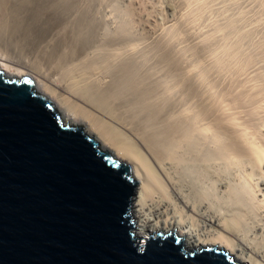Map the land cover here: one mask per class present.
Listing matches in <instances>:
<instances>
[{"label":"rangeland","instance_id":"374dc122","mask_svg":"<svg viewBox=\"0 0 264 264\" xmlns=\"http://www.w3.org/2000/svg\"><path fill=\"white\" fill-rule=\"evenodd\" d=\"M41 1L54 12L46 20H50L51 25L56 24L55 32L65 27L69 36L77 38L81 33L78 30L86 29L78 48L90 52L86 64L90 67V75L84 74L89 81L78 78L80 84L97 83L108 87L119 71L129 68L135 73L142 91L151 94L148 98L153 108L161 113L159 118L163 124L171 121L180 124L181 121L189 128L192 124L207 128V136L205 131L203 138L198 135V140L204 145L202 148L199 144L201 155L204 153L203 157L206 155L209 159L205 156L207 163L198 162L199 158L195 157L192 164L195 162V167L199 163L200 167H195L200 171L195 174L199 182L190 174L195 187L191 182H186L187 186L201 188L198 192L203 194L199 199L204 200L202 212L222 222L232 224L233 221H229L234 218L236 223L240 221L239 234L263 256L264 164L254 165L248 152L237 153L240 147L236 145L243 150L252 142L264 147V0ZM9 4L6 5L8 11L14 6V3ZM0 29L2 32L4 27ZM5 30L12 32L7 27ZM75 32L79 33L75 35ZM7 34L4 38L0 33V59L10 58L9 61L25 66L41 63L37 51L25 48L18 42L19 38ZM43 67L45 70L46 66ZM50 100L55 104L54 99ZM122 111L117 110L116 116L119 119L123 116L120 120L123 124L115 126L128 136L133 129L141 130L130 120L131 115ZM59 115L63 121L61 112ZM244 142L249 144L243 148ZM194 217L186 219L206 232L204 221ZM132 219L135 231L137 224L133 214ZM236 223L234 227L239 222Z\"/></svg>","mask_w":264,"mask_h":264},{"label":"water","instance_id":"95a60500","mask_svg":"<svg viewBox=\"0 0 264 264\" xmlns=\"http://www.w3.org/2000/svg\"><path fill=\"white\" fill-rule=\"evenodd\" d=\"M0 71V264H241L179 229L133 233L131 166Z\"/></svg>","mask_w":264,"mask_h":264},{"label":"bare ground","instance_id":"6f19581e","mask_svg":"<svg viewBox=\"0 0 264 264\" xmlns=\"http://www.w3.org/2000/svg\"><path fill=\"white\" fill-rule=\"evenodd\" d=\"M4 1L0 2V28L4 27L3 31H5V34L2 33L3 31L1 32L2 29H0V33L4 36L9 33L6 32L5 27L10 28L13 33L10 32L12 35L10 33V35H7L9 37L16 36L22 46L34 52L37 51L41 63L34 66H28V64L25 66L20 64V62L9 61L8 59L10 58H3L0 59V71L8 79L30 77L37 92L47 95L48 99L52 98L55 100L54 105L58 112H61L64 123L85 126L87 131L108 151L131 166L137 182L131 211L137 224L135 231L133 228V233L136 235H147L152 229H179L188 245L204 244L212 247L216 246L217 249L224 250L241 264H264V255L260 256L262 254L259 255L258 250L255 248L256 246L253 247L245 237L239 234L238 229L240 226L238 227V225L240 221L237 220V223L239 222L237 224L235 222L236 218H234L230 219L231 221L224 219L229 222L233 221L232 224L222 222L216 216H210L206 212H202L204 211L201 208L204 200L201 199L200 201L199 199L203 194L198 192L201 188H194L195 184L192 181L198 175L197 172L199 170L195 168L198 166V162L201 160L206 162L209 159L206 155L203 157L204 153L201 155L200 152H202L204 145L201 144V139L198 140L200 135L203 138V133H205L207 128L205 129L204 126L199 125L200 123L197 127L190 123L192 126L189 128L188 125V127L182 125L181 121H179L180 124L172 121L168 124H163L159 118L161 113L158 112L159 110L157 111V108L156 110L153 108L152 101L148 98L151 94L147 95L148 93L146 94V92L142 91L139 83L136 82L137 79L135 80V73L129 68L119 71V74H116L115 80H113L114 83L112 82L111 86L109 83L108 87L97 83L95 85L93 83L91 85L89 83H85L86 85L80 84L78 78L88 80V78H84V74L90 73V67L86 65L90 52L87 53L86 49L78 48L79 41H82L80 37L84 35L83 31L86 29L78 30L81 32H78L79 34L75 32V35L78 34L76 35L77 38L69 36V32L67 33L65 27L55 32L54 27H56V24L51 25L50 20H46V17L50 16L51 13L54 14V12H50L49 6H45V3L43 5L41 0H11V5L14 3V6L9 4L10 0ZM8 4L11 6L9 11L6 8ZM55 9L53 10L55 11ZM43 65L46 66L45 70ZM117 110H123V114L127 113L126 115L130 114L131 116H128L132 119L130 117L129 119L141 130L139 128L138 130L133 129L134 132L131 133V136H128L129 134L126 135V132H122L119 127L117 128L115 124L120 123L123 117L121 116L119 119L116 116ZM137 119L138 121L140 119V123H138ZM141 122L144 125L143 128ZM121 123L123 124V122ZM200 126L202 129L198 128ZM199 144L202 148H199ZM253 144L252 142V145L250 143L247 147L244 142L245 146L243 144L242 146L243 148L247 147L246 150L244 148L245 151L238 144L236 145V148L240 147L238 152L237 149H232L237 153L242 152V154L240 153L241 155H243V152H248L251 160L254 161V165L263 166L264 147ZM205 156L208 158H206V161L204 159ZM195 157L196 159L199 158V161L196 163L197 166L195 165L194 167L195 162L194 164L192 163L196 161ZM191 168L192 171L193 169L195 170L192 172ZM190 171L191 173H189ZM195 171L196 173H194ZM190 174H193L194 179ZM198 179L195 180L198 181ZM186 182H191L194 187L192 185H190L191 187L187 186ZM257 198L259 197L257 196ZM179 213L181 216L178 215ZM194 216H198L204 221L206 232L198 224L199 227L195 223H191L193 221L189 222L186 219ZM234 223L237 224L238 228L233 226L235 225Z\"/></svg>","mask_w":264,"mask_h":264}]
</instances>
